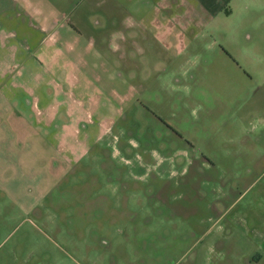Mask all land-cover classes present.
Listing matches in <instances>:
<instances>
[{
    "label": "rangeland",
    "instance_id": "1",
    "mask_svg": "<svg viewBox=\"0 0 264 264\" xmlns=\"http://www.w3.org/2000/svg\"><path fill=\"white\" fill-rule=\"evenodd\" d=\"M191 5L0 0V264H264V0Z\"/></svg>",
    "mask_w": 264,
    "mask_h": 264
},
{
    "label": "crops",
    "instance_id": "2",
    "mask_svg": "<svg viewBox=\"0 0 264 264\" xmlns=\"http://www.w3.org/2000/svg\"><path fill=\"white\" fill-rule=\"evenodd\" d=\"M193 1L192 0H173V3L177 4V7L179 5V7L177 9H180L181 13H183V14L184 13L195 14V13H198L199 10H197L196 6H195V8L192 7L193 5H191V3H193ZM233 1H235V0H195V2L200 4V6L202 8L207 9V11L211 15L215 14L217 16L218 14H223L225 17H229L232 14L233 10L229 9V8L227 9V7ZM211 17H212L211 19H214L213 16H211ZM180 20H182V19H178L179 22H181ZM208 24H209V22L205 23L204 25H208ZM5 110L7 111V109H5ZM2 127L8 128L7 130H9L11 132V128L9 127L7 122L3 121L0 128H2ZM3 131L5 132V130H3Z\"/></svg>",
    "mask_w": 264,
    "mask_h": 264
},
{
    "label": "flooded vegetation",
    "instance_id": "3",
    "mask_svg": "<svg viewBox=\"0 0 264 264\" xmlns=\"http://www.w3.org/2000/svg\"><path fill=\"white\" fill-rule=\"evenodd\" d=\"M44 25H41L40 27L42 28ZM5 85H4V83L2 82V86L0 85V89L2 88V87H4ZM0 95L2 96V97H4L3 96V94L2 93H0ZM5 98V97H4ZM0 100H1V98H0ZM8 105H10L9 104V100H7V102H6ZM11 103V110H7V111H5V112H7V113H10L13 109L15 110V108H14V105L16 104V100H14V101H11L10 102ZM13 105V106H12ZM14 112H16V114H18V115H22L18 110L16 111H14ZM14 113H13V111H12V115H13ZM5 116H7L6 117V120H5V122H7L10 118H11V116H10V114H5L4 113V115H3V117H5ZM21 117V116H20ZM4 120H2V118H1V116H0V125L2 124V122H3ZM8 123V122H7Z\"/></svg>",
    "mask_w": 264,
    "mask_h": 264
}]
</instances>
